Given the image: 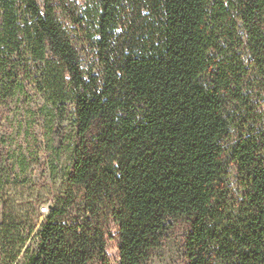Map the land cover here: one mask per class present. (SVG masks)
I'll return each instance as SVG.
<instances>
[{
    "label": "trees",
    "instance_id": "trees-1",
    "mask_svg": "<svg viewBox=\"0 0 264 264\" xmlns=\"http://www.w3.org/2000/svg\"><path fill=\"white\" fill-rule=\"evenodd\" d=\"M34 95L68 164L27 245L0 137V264H264V0H0V123Z\"/></svg>",
    "mask_w": 264,
    "mask_h": 264
},
{
    "label": "rangeland",
    "instance_id": "rangeland-1",
    "mask_svg": "<svg viewBox=\"0 0 264 264\" xmlns=\"http://www.w3.org/2000/svg\"><path fill=\"white\" fill-rule=\"evenodd\" d=\"M38 2L43 4V0ZM239 25V20L235 18L231 29L233 37L241 36ZM227 41H221V45H227ZM232 51L237 56L247 55L243 46L233 47ZM213 54L216 61L222 59L218 51H214ZM41 104L42 99L39 96H21L0 123L1 145L15 165L12 177L4 187V200L26 228L34 226L31 239L26 243L32 246L35 241L34 235L44 218L39 209L47 207L57 194L63 169L68 164L67 145L61 144V138L57 135V131L68 133V121L62 122L60 127L55 122L54 131L51 132L40 110ZM259 108L264 110V101L259 102ZM233 137H236V133H233ZM228 168L229 186L235 191L241 187L235 177V164L229 163ZM178 250L179 246L175 241L167 242L156 253L151 264H179ZM107 254L110 264H119L116 238L108 242Z\"/></svg>",
    "mask_w": 264,
    "mask_h": 264
},
{
    "label": "built area",
    "instance_id": "built-area-1",
    "mask_svg": "<svg viewBox=\"0 0 264 264\" xmlns=\"http://www.w3.org/2000/svg\"><path fill=\"white\" fill-rule=\"evenodd\" d=\"M44 212H45V208L43 207L41 208V214H44Z\"/></svg>",
    "mask_w": 264,
    "mask_h": 264
}]
</instances>
